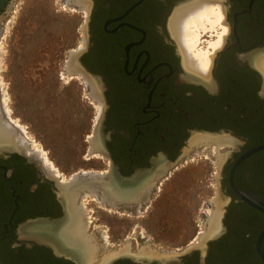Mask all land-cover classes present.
I'll list each match as a JSON object with an SVG mask.
<instances>
[{"label": "flooded vegetation", "instance_id": "1", "mask_svg": "<svg viewBox=\"0 0 264 264\" xmlns=\"http://www.w3.org/2000/svg\"><path fill=\"white\" fill-rule=\"evenodd\" d=\"M77 4H81L76 13L82 19L84 45L72 49L80 54L76 72L96 85L94 95L100 102L96 118L98 101L85 87L94 116L84 142L90 147L98 142L99 147L92 154L97 169L78 173L110 176L114 190L123 188L129 194L121 198L107 194L105 205L110 210L99 205L98 195L76 197L74 211L97 247L92 264H99L104 256L91 234L101 222L93 215L103 210L133 221L138 204L146 212L152 191H159L178 166L188 163L194 149L185 151L197 135L228 142L220 149L224 162L211 174L215 182L211 189L221 201L219 229L204 244L189 242L170 252L154 249L159 254L139 255V242L148 238L130 228V236L123 234L130 239V251L115 255L116 249L102 264H264V234L259 240L264 207L251 206L234 191L264 199V148L239 161L250 150L264 147V0H81ZM206 5L220 10L223 19L213 29L206 22L205 30H197L203 45L215 38L206 47L213 51L209 65L202 68L190 57L182 37L184 20ZM220 38L221 45L212 48L211 43ZM74 79L83 81L80 76ZM58 183L61 178L40 160L18 146L0 145V264H89L76 247L60 242L61 231L67 228L61 225L72 218L67 194ZM118 210L131 211L132 216ZM32 230L46 232L51 248L28 244Z\"/></svg>", "mask_w": 264, "mask_h": 264}, {"label": "rangeland", "instance_id": "2", "mask_svg": "<svg viewBox=\"0 0 264 264\" xmlns=\"http://www.w3.org/2000/svg\"><path fill=\"white\" fill-rule=\"evenodd\" d=\"M80 5L71 0H11L0 13L2 122L17 129L18 142L23 140L32 150H43L47 160H38L47 169L51 163L57 170L54 176L62 181H70L79 171L97 169L92 144L90 147L84 142L91 132L94 116L85 99V87H90L94 100L98 101V98L92 90L93 85L80 72H68L71 55L78 52L72 49L77 44L79 48L84 45L82 19L76 13ZM220 27L217 26L218 35L222 32ZM79 29L83 33L82 40ZM214 39H209V43ZM208 44H201L200 36L198 46L190 56L199 50H209ZM76 76L82 77L85 84L74 79ZM99 103H94L96 118L100 112ZM96 118L93 124L97 122ZM189 146L187 150H194L188 163L178 166L169 179L162 182L159 191H152L146 212V207L138 204L133 221L103 210L93 215L101 222L91 234L100 243L104 256L113 254L116 249V253L125 247L130 249V239L123 237V234L130 236V228L142 231L148 238L147 242H139L138 253L146 248L159 254L157 251L170 252L189 242L200 243L218 203H221L218 193L211 189L215 184L211 174L218 168L219 152L214 143L192 149ZM68 176L71 177L67 179ZM98 202L101 207L111 209L103 199ZM87 207L92 208L91 205ZM118 211L132 216L131 211ZM107 235L111 236L110 240Z\"/></svg>", "mask_w": 264, "mask_h": 264}, {"label": "bare ground", "instance_id": "3", "mask_svg": "<svg viewBox=\"0 0 264 264\" xmlns=\"http://www.w3.org/2000/svg\"><path fill=\"white\" fill-rule=\"evenodd\" d=\"M79 2H81V0H76V3H79ZM213 7L206 5V6L200 8L198 10L192 11L188 15V18L186 20H184L183 37L182 38H183V41H184L183 43H185V46H186L188 53L191 52V54H193L194 49H196L197 44L199 42V34L197 33V30H200V29L205 30L206 26L204 24L206 22L209 23L210 28L213 29L217 23L220 24V22L222 21V19H223L222 12L220 10H215ZM212 17H214L215 19L211 20ZM181 27H182V25H181ZM225 31H226V29H225ZM221 42H222V38H220V40H218L216 43H211L212 48L216 49L218 46L221 45ZM77 54H78V52L72 53L70 61L68 62V72L69 73L76 72V68L78 67L77 62H76ZM79 55L80 54H78V56ZM194 58H195V60H197L196 61L197 64H199L202 68H207L209 65V61H210L209 50H207V51L199 50L198 52L195 53ZM192 60H194V59H192ZM88 82L93 84L92 90L94 91V93L97 92L96 85L93 82H90V80H88ZM1 111L2 110H0V112ZM4 124H5V122L4 123L2 122V116L0 113V145L4 144L10 148L11 147L14 148V146L15 147L18 146L20 149L27 152V154L31 155L32 157H35L36 159L47 160V158H45L46 154L44 153L43 150L36 149V148H35V150H32L27 143H24L23 140L18 142L19 138L17 139V135H16V133L18 132V131H16L17 129L14 130L13 127L11 128L10 124H9V126L4 125ZM94 140H95V138H94ZM213 143L217 145L218 152H219L218 153L219 158L221 157L220 160L218 159L219 160L218 168H219L220 164L222 162H224L222 159L224 156L221 155L219 148L228 144V142L226 140H224V139L218 140L217 139L214 141L208 136L197 135L191 139L190 144H189L190 145L189 148L192 149L194 147H197L199 145H204V144L211 146V144H213ZM94 147H95V149H97L99 147V143L95 142L93 145V149H94ZM189 151L190 150H187V152H189ZM45 162H47V161H45ZM48 170H50L49 172L51 174H53V176H54V174L56 175V173H57V170L55 169V167L51 163L48 166ZM113 180H115V179H113ZM62 183L65 184V187H66V188H63V187L62 188L64 189V193L67 194L68 208H69V212H70L69 215L72 218V220L70 219L71 223H68L65 231H61L59 238L61 240H63V242L66 243V245L70 246L69 247L70 249H71V247H76L80 251V253H82V254L79 253V255H82L83 257H85L86 260L90 259L89 264H92V260H94L95 253L97 251L96 250L97 247L91 244L90 237H87V235L85 234L86 233V231L84 230L85 226H83V222L81 220V215L80 214L77 215V213H75V211H74V209L76 208V204H77V202L75 201L76 197H78L80 192H85V191H88V192L84 193L86 195H88L89 192L90 193L92 192V194H93V193H96L95 191H99L101 193V196H103V198H104L103 201H106L105 198L108 196L107 194H109L110 196L114 195V196H118V197H119V195H117L115 193L114 189L109 187L106 183L100 182V180L95 181L93 179L86 178V180L83 179L82 181H78L77 179L72 178L70 181L65 180V181H62ZM122 190H123V188H122ZM122 190L120 189V191H122ZM124 190H125V188H124ZM145 193H146V191H145ZM75 194H77V195H75ZM80 194H82V193H80ZM119 198H121V197H119ZM111 200H112V197H111ZM109 201H110V199H109ZM77 211H78V209H77ZM220 216H221V203L219 202L213 216L210 219L209 228H208V230H206L204 236L202 237V241H200V242L203 243V241H205L204 239L210 237L212 234H214L219 229ZM64 243H62V244L64 245ZM76 248L72 251H76ZM129 250L130 249L128 247H125L119 253H122V252L125 253V252H128ZM69 253H71V252H69ZM72 253H74V252H72ZM75 253H77V252H75ZM154 253L155 252L153 250H148L145 248V249H142L140 251L139 255L140 254L153 255ZM96 254H98V252ZM117 254L118 253H115V255H117ZM111 255H113V254H111ZM108 256H110V255H108ZM108 256H104L103 258H101V261L99 262V264H102L103 259H105V257H108ZM90 257H92V258H90ZM97 260H98V258H97ZM97 260L95 262H97ZM82 261H83V259H82ZM82 263L85 264L84 262H82Z\"/></svg>", "mask_w": 264, "mask_h": 264}, {"label": "water", "instance_id": "4", "mask_svg": "<svg viewBox=\"0 0 264 264\" xmlns=\"http://www.w3.org/2000/svg\"><path fill=\"white\" fill-rule=\"evenodd\" d=\"M11 0H0V13L5 11V9L7 8L9 2ZM77 59V57H76ZM264 147H258V148H254L252 150H250L249 152H247L246 154H244L240 159L242 160L243 158H245L246 156L256 152L257 150H260ZM179 163V162H178ZM176 166V164L174 165ZM232 172L233 170L231 171V174H230V183H231V175H232ZM71 177V176H70ZM70 177H68L67 179H69ZM75 179H77L78 181H82L83 179L86 180V178L88 179H93L95 181H99L102 182V183H106L109 187H111L112 189H114L115 187L113 186V184H111V180H110V177H102V176H99L97 174H83V173H78L76 175L73 176ZM58 185H60V188L62 190V192H64V189L63 188H66L65 187V184L63 183H58ZM232 185V183H231ZM63 187V188H62ZM115 193L117 195H120V196H129V194L127 193H122V191H118L117 189L114 190ZM235 191V194L243 201L247 202L248 204H250L251 206L255 207V208H262L264 207V199L255 195V194H252V193H246V192H238L236 190ZM85 192H88V191H85ZM85 192H80V193H85ZM99 191H96V193H93L95 195H98L99 198H101V193ZM79 193V194H80ZM90 193V192H89ZM92 193V192H91ZM132 195V194H130ZM133 196V195H132ZM67 225H64V223L61 225L62 229L63 228H66ZM62 231H65L64 229ZM28 234H30L29 236H27V240L26 242L28 244H36V243H42V244H45L46 246H49L51 248V237L47 236L46 232H43V231H40L38 230V232L36 231H31L29 232ZM264 234V232L260 235L259 237V240L261 238V236ZM208 239V238H207ZM207 239L205 241H203V244L207 241ZM61 240V239H60ZM59 240V241H60ZM61 242H63V240H61ZM193 247H197L196 245H194Z\"/></svg>", "mask_w": 264, "mask_h": 264}]
</instances>
